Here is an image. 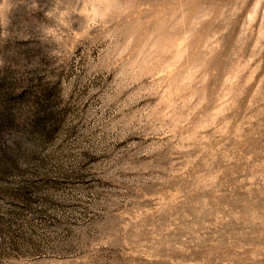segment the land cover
Returning <instances> with one entry per match:
<instances>
[{"label":"clouds","instance_id":"obj_1","mask_svg":"<svg viewBox=\"0 0 264 264\" xmlns=\"http://www.w3.org/2000/svg\"><path fill=\"white\" fill-rule=\"evenodd\" d=\"M18 3L0 0V21L8 23ZM62 3L63 11L57 12ZM138 7L135 0H57L43 12L54 23L39 24V40L55 47L45 56L48 67L37 74L55 89V111L63 118L49 124L55 129L50 138L23 128L0 130V148L27 170L9 178L13 187L47 179L32 193V205L47 208L63 223L35 233L20 224L0 232V264H127L122 258L133 255L155 259L140 250L154 242L140 243L146 228L130 206L137 188L165 174L170 163H181L174 159V144L185 142L177 133L186 123L180 113L194 99L211 101L221 69L219 95L232 108L238 109L254 80L264 84V0L183 5L201 13L198 27L205 39L181 57L184 63L175 73L169 65L177 64L185 29L174 21L163 33L141 34L128 23ZM27 8L33 14L42 10L37 0ZM69 12L77 17L75 27L65 19ZM117 34L127 41L111 52L110 62L89 53L97 38ZM189 72L190 82L184 79ZM85 88L88 97L82 95ZM88 123L103 131L89 134Z\"/></svg>","mask_w":264,"mask_h":264},{"label":"rangeland","instance_id":"obj_2","mask_svg":"<svg viewBox=\"0 0 264 264\" xmlns=\"http://www.w3.org/2000/svg\"><path fill=\"white\" fill-rule=\"evenodd\" d=\"M29 2L19 0L9 22L0 21V130L23 128L50 138L55 129L50 130L49 124L63 116L55 111V89L37 74L48 67L45 56L55 47L39 40L38 28L40 23H54L43 12L52 9L57 0H37L42 10L35 14L27 8ZM71 2L75 0H64ZM203 2L135 0L139 7L128 23L148 35L157 29L163 33L174 21L185 29L177 43V64L169 65L175 73L184 63L181 57L190 55L205 39L198 27L201 13L183 5ZM173 5L181 7L177 10ZM63 8L62 3L57 12ZM65 19L75 27L74 13L69 12ZM24 35L30 38L23 39ZM126 41L119 34L106 40L97 38L88 51L96 57L103 54L110 62L111 52ZM33 64L37 66L29 67ZM106 78L111 80V75ZM184 79L190 82L191 73ZM218 81L224 82L222 69ZM219 84L209 93L210 102L203 97L194 99L180 113L186 123L177 133L185 142L174 144V159L181 163H170L165 174L155 175L135 190L136 202L130 207L146 228L140 243L154 242L140 250L155 259L148 255L122 258L127 264H264V84L259 78L254 80L238 109L219 95ZM82 95L88 97L87 88ZM94 100L89 97L88 103L94 104ZM109 116L110 112L103 119ZM84 130L89 134L103 131L91 123ZM0 153V212L7 213L0 215V232L13 231L14 224L33 233L59 227L63 223L59 216L32 205L36 202L32 193L47 179H29L22 187H13L9 178L23 176L27 170L19 169L16 158L4 149Z\"/></svg>","mask_w":264,"mask_h":264}]
</instances>
